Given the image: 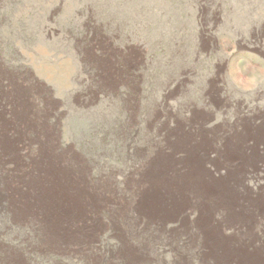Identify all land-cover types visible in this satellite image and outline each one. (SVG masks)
<instances>
[{"label":"rangeland","instance_id":"374dc122","mask_svg":"<svg viewBox=\"0 0 264 264\" xmlns=\"http://www.w3.org/2000/svg\"><path fill=\"white\" fill-rule=\"evenodd\" d=\"M0 264H264V0H0Z\"/></svg>","mask_w":264,"mask_h":264},{"label":"bare ground","instance_id":"6f19581e","mask_svg":"<svg viewBox=\"0 0 264 264\" xmlns=\"http://www.w3.org/2000/svg\"><path fill=\"white\" fill-rule=\"evenodd\" d=\"M104 248V247H103ZM71 249V248H70ZM56 254V253H55ZM59 254V253H58ZM53 255V254H52ZM101 256V255H100ZM103 257V256H102ZM97 262V261H96Z\"/></svg>","mask_w":264,"mask_h":264}]
</instances>
